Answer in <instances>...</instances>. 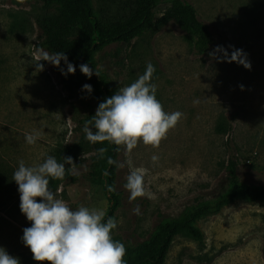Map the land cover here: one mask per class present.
I'll use <instances>...</instances> for the list:
<instances>
[{
	"label": "rangeland",
	"instance_id": "374dc122",
	"mask_svg": "<svg viewBox=\"0 0 264 264\" xmlns=\"http://www.w3.org/2000/svg\"><path fill=\"white\" fill-rule=\"evenodd\" d=\"M163 1L155 26L130 44L114 43L93 55L94 70L114 95L143 74L151 63L156 97L166 113H183L158 148L139 143L131 153L120 146L117 187L121 192L112 236L128 248L147 241L163 218H178L202 199L214 198L226 184L229 159L239 163V178L264 185V0H183L192 5L213 34L204 54L176 22L162 25ZM95 6L100 0H93ZM49 10L41 0H0V248L20 264H38L23 243L31 223L20 210L13 173L23 160L35 166L53 156L64 163L65 149L79 144L71 158L74 184L49 188L76 210L80 205L110 206L104 182L91 175L93 144L83 119L95 102L68 88L67 64L40 61L44 41L37 19ZM243 50L251 70L229 63ZM243 86V88H241ZM223 130H219V126ZM40 133L34 145L26 134ZM157 160L153 161L152 157ZM140 170L145 195L129 202L124 188L130 171ZM138 205L140 215L133 212ZM204 243L176 236L165 264H264V200H236L196 222ZM126 259V258H125Z\"/></svg>",
	"mask_w": 264,
	"mask_h": 264
},
{
	"label": "clouds",
	"instance_id": "9594fccd",
	"mask_svg": "<svg viewBox=\"0 0 264 264\" xmlns=\"http://www.w3.org/2000/svg\"><path fill=\"white\" fill-rule=\"evenodd\" d=\"M61 60L67 64L68 73L75 74L76 68L68 63L64 52L51 55L42 52V58L34 65L37 72H41L44 66L40 61L59 67ZM228 62H236L251 70V63L243 50L234 52ZM80 71L89 79L93 75V69L88 64H81ZM154 72V66L148 63L144 73L134 82L120 87L114 95L99 104L95 115L85 122L83 128L89 142H110L123 146L126 153H131L141 142L153 148L159 147L183 113L164 111L156 97L157 86L152 82ZM95 74L99 76L97 72ZM83 87L87 92H92L91 85ZM39 136L38 131L26 134V142L34 145ZM98 151L103 155L107 149L102 147ZM63 159L64 163H59L55 157L49 156L35 166H25L21 160L13 173L20 194V210L31 223V227L23 230L24 245L31 250L38 264H126V247L112 236L117 228L114 218L104 222L105 212L102 209L84 205L73 210L50 190V179L62 180L66 174V164L71 166L69 170L76 166L71 157ZM152 159L156 161L157 157L153 156ZM109 163L116 162L109 159ZM123 166L117 164V167ZM124 188L130 194L129 202L145 195L140 170L127 174ZM133 212L140 215L138 205ZM0 264H20V260L0 248Z\"/></svg>",
	"mask_w": 264,
	"mask_h": 264
},
{
	"label": "trees",
	"instance_id": "16d2710c",
	"mask_svg": "<svg viewBox=\"0 0 264 264\" xmlns=\"http://www.w3.org/2000/svg\"><path fill=\"white\" fill-rule=\"evenodd\" d=\"M49 10L37 19V24L44 36L41 47L51 54L64 52L68 63L75 66V74L68 73V88L82 91L90 100L99 104L113 94L105 88L100 75L95 74L93 55L105 47L118 43L130 44L143 36L156 24V14L160 4L165 0H100L96 7L93 0H41ZM159 23L168 25L176 22L178 26L194 39V47L199 54H204L213 45L214 38L208 25L200 20L196 9L183 0H172L170 6L162 13ZM81 64H88L93 69L89 79L80 71ZM91 85L92 92L84 90V85ZM96 112H91L83 119L90 121ZM89 127H93L91 124ZM224 127L219 126V130ZM93 127V131H94ZM93 144V143H92ZM95 155L91 160V175L105 184L110 206L105 215L116 220L120 205L121 192L117 187L118 158L120 146L110 142L93 144ZM107 151L101 155L100 148ZM81 146L74 144L65 149L66 157L81 152ZM112 159L116 163H109ZM66 174L62 180H51L55 189L62 183L74 184L78 176L65 165ZM239 163L234 157L229 159L226 184L214 198L202 199L188 207L178 218H163L146 242L135 248L126 249V264H165L176 236L186 234L200 245L204 243V234L196 222L204 215L217 212L236 200L255 202L264 200L263 184H247L239 178ZM4 184L0 176V187ZM113 189V190H110ZM2 205L0 204V210Z\"/></svg>",
	"mask_w": 264,
	"mask_h": 264
}]
</instances>
